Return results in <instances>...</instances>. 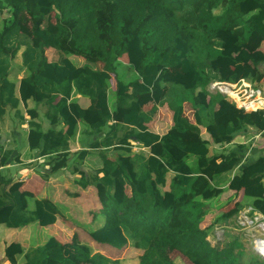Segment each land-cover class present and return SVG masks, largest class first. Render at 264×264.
I'll list each match as a JSON object with an SVG mask.
<instances>
[{
    "label": "trees",
    "instance_id": "obj_1",
    "mask_svg": "<svg viewBox=\"0 0 264 264\" xmlns=\"http://www.w3.org/2000/svg\"><path fill=\"white\" fill-rule=\"evenodd\" d=\"M0 15V129L6 108L18 110L29 100L42 104L49 127L29 126L39 156L54 173L67 166L78 124L86 116L78 96L99 117L87 127L97 138L91 148L102 149L97 172L102 176L89 180L83 173L81 178L83 188L91 181L102 190L104 224L88 233L93 242L116 250L129 245L141 252L139 264H175L156 237L189 264H264L246 250L243 232L229 229L246 207H251L250 217L257 211L264 216V186L252 180L263 174V157L246 167V176L239 171L250 177L245 183L255 186L260 201L244 206L236 202L219 214L215 222L225 226L231 239L222 247L212 246L207 237L213 225H204L205 205L221 196L231 170L207 171L214 156L210 142L200 137L205 129L214 141L226 143L253 125L250 119L257 112L238 110L203 86L243 80L253 87L257 82L264 66V0H0ZM14 59L23 77L10 74ZM78 69L85 73L77 75ZM112 76L116 86L111 92ZM153 93L172 112L170 129L162 136L149 131L155 112L143 111ZM215 105L230 116L226 124L215 121ZM233 113L244 117L234 118ZM133 143L149 152L152 145L159 148L146 155L134 152ZM108 148L127 157L128 166L120 158L110 160ZM11 153L0 140V166ZM75 155L85 157L87 152ZM235 156L231 151L224 159L236 167L240 160ZM169 175V190L162 191ZM13 181L0 175L2 188ZM246 190L250 196L251 189ZM22 201L19 193L0 191V224L55 223L58 209L52 202L33 200V208L25 209ZM71 244L75 252L67 256L53 237L24 254L19 244L11 243L4 254L9 264H17L21 254L22 264H119L92 253L77 234Z\"/></svg>",
    "mask_w": 264,
    "mask_h": 264
},
{
    "label": "crops",
    "instance_id": "obj_2",
    "mask_svg": "<svg viewBox=\"0 0 264 264\" xmlns=\"http://www.w3.org/2000/svg\"><path fill=\"white\" fill-rule=\"evenodd\" d=\"M262 50L264 52V46ZM82 73L85 72L82 69H78L77 75ZM10 74L23 77L24 70L18 64L17 71H11ZM113 78L112 76L110 85L111 92L115 90L116 86ZM246 83L249 84L248 82ZM252 86L257 88L261 94H264V71ZM161 98L160 96L159 99H155L153 93L152 101L146 103L143 107L144 112H155V116L149 125V131L158 136L167 133L170 129L172 118V112L167 107V104H159ZM78 99L81 108L86 110V116L78 124V134L71 148L67 166L54 173L48 171L50 167L47 164V159L39 156L37 149L38 141L29 126L30 122H35L41 126L42 130H46L49 127V122L45 119L44 115L45 107L42 104H35L29 100L25 103L21 102L18 110L10 108H6L5 110L1 123L0 140L1 146L4 149L10 150L12 153L5 165L0 166V175L4 179H10L12 177L14 181L4 188L0 187V191L3 189L4 192L21 194L23 197L22 205H24L25 209L33 208V200L46 199L56 206L58 214L55 223L47 227L30 223L19 225L17 228H8L4 224H0V264H9L4 252L6 247L11 243L19 244L24 254L35 247L43 245L51 237L60 243L65 256L74 254L75 249L71 244V239L74 234H77L78 241L90 247L92 253H100L110 260L119 261V264H133L135 261L136 264H139L141 252L129 245L122 250H116L109 246L97 244L89 237L88 233L91 230H96L104 224V216L102 215L103 205L99 198L102 195V190L97 185L93 186L91 181V185L89 184L83 188L81 178L83 173L88 176L89 180L92 176L97 175V178L102 176L101 173L97 174L102 168V158L99 155L102 149L91 148V143L97 140V138L93 140V135L87 127L97 122L99 117L96 113L87 110L88 102L86 99L79 96ZM187 104L188 102L184 106L186 107ZM214 107L215 121L226 124L230 116L225 111L218 112L217 106ZM112 116L117 121L120 120L119 115L112 113ZM232 116L234 118H243L244 114L240 113L239 115L233 113ZM220 120L224 121L222 122ZM250 120L253 124L252 126H247L244 133H237L234 139L226 143L214 141L205 129H201L200 132V137L210 142V156H214L207 171L220 173L225 170H231V173L227 174L228 182L225 185L226 189H224L221 195L226 194L225 201L232 200L233 205L236 202L241 205H249L251 201L254 204L258 200L260 201L261 197H257L258 199L255 198L258 194L256 189L249 191L250 196H246L248 191L246 190V178L245 176H241L238 171L240 164L247 163L250 165L256 163L261 157L264 159V111L257 112ZM240 147H243V149H240ZM158 148L159 146L157 144L152 145L149 152V148L140 147L138 143H133L132 146L134 152L141 151L146 155L156 154ZM106 150L108 151L107 157L110 160L120 158L128 166L127 157H119L118 153L114 152L111 148ZM82 151L87 152L85 157L75 155ZM231 151L235 152V157L240 160L236 167H232V164H228L224 159ZM170 177L169 175L162 191L169 190ZM125 194L130 197L131 190L129 187L126 188ZM246 197L250 198V201L245 203L244 200L242 202L243 200L240 198L244 199ZM26 198L28 200L27 203ZM229 209L232 208L229 207ZM209 210L211 209L209 208ZM155 241L158 244L166 245V255L170 260H176L175 264H188L187 260L181 254L170 245L165 244L160 237H156ZM23 254L16 256L17 264L24 262Z\"/></svg>",
    "mask_w": 264,
    "mask_h": 264
},
{
    "label": "rangeland",
    "instance_id": "obj_3",
    "mask_svg": "<svg viewBox=\"0 0 264 264\" xmlns=\"http://www.w3.org/2000/svg\"><path fill=\"white\" fill-rule=\"evenodd\" d=\"M3 18L4 17L0 15V25L3 22ZM28 26L30 27V23H28ZM28 30H29V28H28ZM16 61H17V59L13 60L12 72L17 71L18 64H15ZM259 70H260V73H262L264 71V66H260ZM250 88L253 91H259V90H254L253 88H255V87H250ZM226 92H228V94H229L231 91L227 88ZM263 96H264V94H263ZM236 106H237V104H236ZM237 108H238V106H237ZM247 166H248L247 163L240 164L238 167V171L245 173V176H246V170H247L246 167ZM259 168H260V170H262L263 174H257L255 176H253L252 180H254L257 183L261 182L262 185L264 186V164L259 166ZM245 178H250V177H245ZM261 180H263V181H261ZM246 187L250 188L251 190L256 189L254 185H248V186L246 185ZM225 197H226V194L221 195L217 198H214V199L208 201L207 204L205 205V208L208 209L206 211L208 219L206 220V218H205L204 225H207V224L213 225V227L210 229L209 235L207 237V240L210 242V244L212 246L222 247L224 243L228 242L231 239V237L229 236V232L227 231L225 226L219 220H218V222H215V220H216V218H218L219 214H221L223 212L225 213L226 210L229 209V207L232 208L234 206L232 204V200L227 202L224 199ZM240 199L243 200L242 202H244V200H245V203L247 201L248 202L250 201V198H248V197H246L244 199H242V198H240ZM216 203H220V205L213 206ZM211 207H214V209L209 210V208H211ZM248 211H250V208L246 207V208L242 209L239 212L238 216L235 219L231 220V226L229 227V229L243 232L244 235L241 238V241L244 243L246 250L249 251L250 253H252V255L257 256V258L264 260V258L259 257L254 252V248L256 246V240L257 239L264 240V235L261 234L262 231L259 228L261 225H263L264 217L262 215H260V213L258 211H257V213L255 212L256 214L253 215V217H250V215L248 214ZM247 259L248 258L246 256H243L244 261H246ZM133 264H136V261H135V263L133 262ZM176 264H181V263H176ZM182 264H184V263H182Z\"/></svg>",
    "mask_w": 264,
    "mask_h": 264
},
{
    "label": "built area",
    "instance_id": "obj_4",
    "mask_svg": "<svg viewBox=\"0 0 264 264\" xmlns=\"http://www.w3.org/2000/svg\"><path fill=\"white\" fill-rule=\"evenodd\" d=\"M251 86L244 82L243 80L239 81L236 84L227 83V82H219V81H213L209 84H205L203 88L207 91L209 95L215 96L220 95L225 98V100L230 103L232 106H234L236 109L244 111L245 113H256L258 111H264V108H256L255 110L248 111L245 106H240L237 108L236 104L237 102L226 92L227 88L233 92L239 101H245L246 98L249 96L253 90L250 88ZM259 98L264 99V96L259 92L255 91ZM263 97H262V96ZM218 107V105H215ZM249 212V211H248ZM264 217V216H263Z\"/></svg>",
    "mask_w": 264,
    "mask_h": 264
},
{
    "label": "bare ground",
    "instance_id": "obj_5",
    "mask_svg": "<svg viewBox=\"0 0 264 264\" xmlns=\"http://www.w3.org/2000/svg\"><path fill=\"white\" fill-rule=\"evenodd\" d=\"M229 95L237 102L239 106H245L248 111L255 110L256 108H264V99L259 98L255 91L251 92L245 101H239L237 96L230 92ZM261 229V234L264 235V222L263 225L259 227ZM254 252L260 257L264 258V240L257 239Z\"/></svg>",
    "mask_w": 264,
    "mask_h": 264
}]
</instances>
